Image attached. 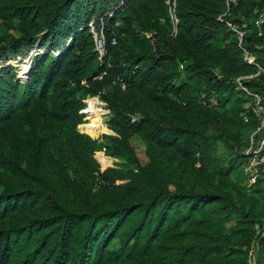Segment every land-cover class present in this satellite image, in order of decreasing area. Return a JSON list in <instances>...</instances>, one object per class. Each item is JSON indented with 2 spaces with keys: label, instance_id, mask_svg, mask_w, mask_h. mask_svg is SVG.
Wrapping results in <instances>:
<instances>
[{
  "label": "trees",
  "instance_id": "16d2710c",
  "mask_svg": "<svg viewBox=\"0 0 264 264\" xmlns=\"http://www.w3.org/2000/svg\"><path fill=\"white\" fill-rule=\"evenodd\" d=\"M173 1L0 0V60L40 47L26 75L0 64V264H264V177L236 188L214 152L221 138L246 158L261 124L236 78L264 105V0H175L176 34ZM96 93L115 131L101 140L79 124ZM103 146L119 158L105 168Z\"/></svg>",
  "mask_w": 264,
  "mask_h": 264
},
{
  "label": "built area",
  "instance_id": "2783aa9c",
  "mask_svg": "<svg viewBox=\"0 0 264 264\" xmlns=\"http://www.w3.org/2000/svg\"><path fill=\"white\" fill-rule=\"evenodd\" d=\"M235 0H227L228 7L230 6V2ZM123 3L121 0L120 4ZM171 13H172V20L175 25L173 33H177V22L178 18L175 14V0L171 4ZM112 12V11H111ZM229 12V8L227 11L221 13L219 18L223 20L231 29H233L239 37L240 44L243 40L244 33H245V26L246 23L243 22L242 24H238L233 20L226 17V14ZM262 21H264V8L260 11L259 17L256 19V23L259 25ZM118 22V21H117ZM90 30L94 36L95 42V49L97 50L99 57L102 59L108 53V40L104 33L103 27L98 28L96 23L92 20L89 22ZM117 43V36L114 34L110 40V44ZM245 59L248 61H253L254 57L252 54L249 53L248 50L245 49ZM262 69V68H261ZM107 74V69L104 68L101 70L99 74L95 76V78L102 79ZM249 74L241 75L236 78L238 86L241 87L245 92L255 98L254 110L255 112L261 117V124L257 127L255 131L251 134V142L250 145L245 149V154H248L246 157V162L244 165V169L247 174H250V177L253 178V181L256 179L257 176L264 177V105L261 103V96L256 92H251L249 88L244 84L243 79L249 78ZM123 87L125 84L123 83ZM84 105L81 107L80 111L83 113V121L81 123H90L92 118L99 116L103 112L109 111L110 108L107 106L105 100L102 99L100 93L96 94H88L84 99ZM111 115V114H110ZM110 116L102 120L100 118V122L104 124H108ZM245 119H248V115H246ZM79 123V124H81ZM79 126V125H78ZM96 126V125H95ZM99 154H107L106 146H103L101 149L97 151ZM96 152V153H97Z\"/></svg>",
  "mask_w": 264,
  "mask_h": 264
},
{
  "label": "rangeland",
  "instance_id": "374dc122",
  "mask_svg": "<svg viewBox=\"0 0 264 264\" xmlns=\"http://www.w3.org/2000/svg\"><path fill=\"white\" fill-rule=\"evenodd\" d=\"M94 18H95V16H93V19H92L93 21L95 20ZM8 31L14 33L15 35L20 34V31L16 28L8 29ZM39 48H40L39 44H37V42H36V43H34L32 48L27 50V52L25 51V54L21 51L17 55H12V56L10 55L8 58L1 59L0 64H2V65L7 64V63L12 64L20 74L26 75V72L29 69V66L32 62V59H35V56L37 54L36 52H38L37 50H39ZM25 64H27V67L24 68L25 69L24 70L22 66ZM109 116H110L109 111H108V113L103 112L100 115V118H102V120H104L105 118H108ZM97 117H99V116H97ZM97 117L92 118L91 123L93 124L95 131L98 132V134L92 135L90 133V135L92 137L101 140V139H103V135L105 133H115V131L111 128L109 122L107 125L104 123H101L99 125L98 122H96V120H95ZM77 128L79 131H81L79 129V126H77ZM81 132H83V131H81ZM213 132L219 133V129L217 128V126L213 127ZM84 133H86V132H84ZM87 134H89V133H87ZM132 143L137 148V151H138L142 161H147L149 158L148 153H147V146H148L147 139H145L140 134H135L132 138ZM56 144L57 145H66V143L60 138L56 139ZM214 152L218 156L221 163L229 164V163L233 162L235 167L231 173V177L234 180L235 187L236 188L237 187H239V188L244 187L246 192L247 191L250 192V190H251L250 184L253 182V178H251L250 174H247L245 169H244V165H245V162L247 159L243 158L242 151H234V153H232L231 150L226 146L225 142L221 138H215L214 139ZM108 155L109 154H99L97 152L94 154V157L100 163L101 167L105 168V167H108L110 165H113L117 160H119V158H117L115 156L109 155V156H111V157H109Z\"/></svg>",
  "mask_w": 264,
  "mask_h": 264
},
{
  "label": "bare ground",
  "instance_id": "6f19581e",
  "mask_svg": "<svg viewBox=\"0 0 264 264\" xmlns=\"http://www.w3.org/2000/svg\"><path fill=\"white\" fill-rule=\"evenodd\" d=\"M95 120H96V122H98L99 125L101 124V122L99 121L100 120L99 117H97Z\"/></svg>",
  "mask_w": 264,
  "mask_h": 264
},
{
  "label": "water",
  "instance_id": "95a60500",
  "mask_svg": "<svg viewBox=\"0 0 264 264\" xmlns=\"http://www.w3.org/2000/svg\"><path fill=\"white\" fill-rule=\"evenodd\" d=\"M246 156H248V154H245Z\"/></svg>",
  "mask_w": 264,
  "mask_h": 264
}]
</instances>
